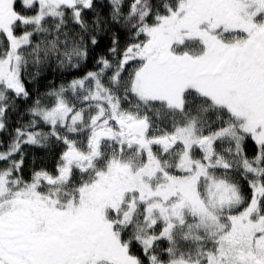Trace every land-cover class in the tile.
<instances>
[{"label": "snow or ice", "instance_id": "snow-or-ice-1", "mask_svg": "<svg viewBox=\"0 0 264 264\" xmlns=\"http://www.w3.org/2000/svg\"><path fill=\"white\" fill-rule=\"evenodd\" d=\"M0 264H264V0H0Z\"/></svg>", "mask_w": 264, "mask_h": 264}]
</instances>
